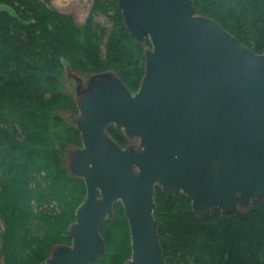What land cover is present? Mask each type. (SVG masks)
I'll return each instance as SVG.
<instances>
[{"label": "water", "instance_id": "95a60500", "mask_svg": "<svg viewBox=\"0 0 264 264\" xmlns=\"http://www.w3.org/2000/svg\"><path fill=\"white\" fill-rule=\"evenodd\" d=\"M139 43L149 39L145 72L134 94L111 71L93 74L80 91L75 120L83 145L69 169L86 196L58 245L40 264H93L106 243L100 229L121 202L128 220L127 264H167L154 217L155 187L185 194L207 220L264 199V50L255 53L193 0H118ZM67 71L71 70L66 64ZM121 129L135 145L108 133Z\"/></svg>", "mask_w": 264, "mask_h": 264}, {"label": "trees", "instance_id": "16d2710c", "mask_svg": "<svg viewBox=\"0 0 264 264\" xmlns=\"http://www.w3.org/2000/svg\"><path fill=\"white\" fill-rule=\"evenodd\" d=\"M193 4L197 14L263 52L264 0ZM0 5V264H40L58 245L71 244L69 227L86 196L84 180L72 174L64 157L80 138L65 116L78 112L64 85L66 64L74 71L114 72L135 92L151 42L131 36L118 0H93L82 24L51 0H0ZM107 131L120 146L130 143L113 124ZM155 203L167 264H264V199L229 215L213 209L207 220L194 214L183 193L168 197L156 186ZM100 232L106 252L93 264H123L131 257L121 202Z\"/></svg>", "mask_w": 264, "mask_h": 264}, {"label": "rangeland", "instance_id": "374dc122", "mask_svg": "<svg viewBox=\"0 0 264 264\" xmlns=\"http://www.w3.org/2000/svg\"><path fill=\"white\" fill-rule=\"evenodd\" d=\"M51 2L59 11L67 13V14H71L73 16L74 21L77 24H82V23H84V21L86 20L88 14H89L93 0H51ZM0 7H1V5H0ZM101 21L105 22L107 24V26L110 27L111 22L107 18H105L104 16L101 18ZM150 48H151V46L150 47L147 46L146 50H149ZM70 69L71 70H69V71L64 69V72H63L64 85H65V88L67 90H69L71 93H73L76 100H78L80 98V96H78V94H77V87H78L79 83L77 80H75L73 77H71L69 75V72L75 73L76 75H78L81 78V84L82 85L80 87V91H83V89L87 87V83H88L89 78L93 74L98 73V72H95V70H93V68L88 69V67H85L83 71H74L71 67H70ZM107 71H109V70H107ZM101 72H104V71H101ZM137 91H135V92H137ZM135 92H132V93L134 94ZM65 116L70 121L75 123V120L79 116V113L76 111H69V112L65 113ZM136 143H137V140L130 142L129 144L135 145ZM82 145H83V142H82V138H81V134H80L79 142L76 143L74 140L67 147V150L64 153L65 160L68 162V158L70 159L71 152L77 148L82 147ZM130 258L131 257L129 256L123 262V264H127L129 262Z\"/></svg>", "mask_w": 264, "mask_h": 264}, {"label": "flooded vegetation", "instance_id": "af4514ba", "mask_svg": "<svg viewBox=\"0 0 264 264\" xmlns=\"http://www.w3.org/2000/svg\"><path fill=\"white\" fill-rule=\"evenodd\" d=\"M130 142H133V140H130Z\"/></svg>", "mask_w": 264, "mask_h": 264}]
</instances>
